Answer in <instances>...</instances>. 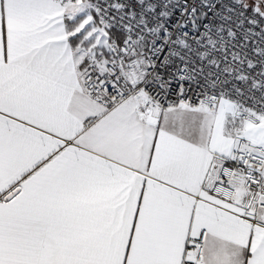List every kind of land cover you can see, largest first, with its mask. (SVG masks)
I'll return each instance as SVG.
<instances>
[{"label": "snow or ice", "instance_id": "snow-or-ice-1", "mask_svg": "<svg viewBox=\"0 0 264 264\" xmlns=\"http://www.w3.org/2000/svg\"><path fill=\"white\" fill-rule=\"evenodd\" d=\"M0 264H264V0H0Z\"/></svg>", "mask_w": 264, "mask_h": 264}]
</instances>
